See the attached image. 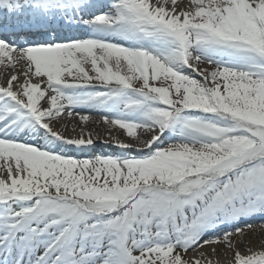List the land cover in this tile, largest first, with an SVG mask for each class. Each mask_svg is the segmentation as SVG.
Returning a JSON list of instances; mask_svg holds the SVG:
<instances>
[{
    "label": "snow or ice",
    "instance_id": "6c2138e0",
    "mask_svg": "<svg viewBox=\"0 0 264 264\" xmlns=\"http://www.w3.org/2000/svg\"><path fill=\"white\" fill-rule=\"evenodd\" d=\"M0 67V264H264V0H0Z\"/></svg>",
    "mask_w": 264,
    "mask_h": 264
},
{
    "label": "bare ground",
    "instance_id": "6f19581e",
    "mask_svg": "<svg viewBox=\"0 0 264 264\" xmlns=\"http://www.w3.org/2000/svg\"><path fill=\"white\" fill-rule=\"evenodd\" d=\"M179 2L181 3V6H183L184 4H187L188 0H179ZM10 74H11L10 72H5L4 69L0 67V83H4ZM80 114L81 115H85V114L91 115L93 119L96 121H99V117L101 115V113L99 112H92V113L81 112ZM61 121H65V122H59V125L57 126L58 127H60L61 125L66 126V127L60 128L61 131L66 130V133L70 131L73 132L74 128L76 131L78 128L83 127V125L79 121L78 116H76L75 114L72 117L65 116L64 119ZM105 127L106 126H104L102 123L93 124L90 122L88 127L84 129L88 130V132L89 130L97 131V133L94 132L95 134H93L94 136L98 134L101 137V140L97 142V148L102 149L104 152H107L108 150H110L111 152H115L117 151L116 148L105 146V144L103 143V141L107 140L108 138V136H106L107 134H105L107 132L105 131ZM63 133L64 135L68 136L65 132ZM85 133H87V131ZM111 135L117 136L120 139H122L121 138L122 136L124 137L122 133L117 132L115 130L112 131ZM251 223H253L254 227L252 230H248V234L243 239L245 243L252 246L253 248H259L262 244H264V227H261V225L264 224V221L257 219L255 221H252ZM254 242L259 243V245ZM238 246L241 249H243V245L238 244ZM201 251L205 252L213 260L214 264H229V261L231 260L230 254L227 253V250L224 248L223 245L218 246L217 253L215 255L212 254L210 247H206L202 249Z\"/></svg>",
    "mask_w": 264,
    "mask_h": 264
},
{
    "label": "rangeland",
    "instance_id": "374dc122",
    "mask_svg": "<svg viewBox=\"0 0 264 264\" xmlns=\"http://www.w3.org/2000/svg\"><path fill=\"white\" fill-rule=\"evenodd\" d=\"M61 122H65V121H61ZM80 130H81V128H78L76 131H70V132H68V133H66V130H62L63 132H65L68 136H75V135H77L79 132H80ZM84 131L86 132L87 131V133H88V130H85L84 129ZM89 132H92V134H95L94 132H96L97 133V131H94V130H89ZM87 133H85V134H87ZM105 134H107L106 136H109V133L108 132H106ZM98 135V134H97ZM94 136V135H93ZM122 139L123 138H125V137H121ZM101 151H103V150H100V151H97V152H95V153H99V152H101ZM106 153V152H105ZM108 153V152H107ZM109 153H112V152H109ZM254 243H256V244H258L259 245V243H257V242H254Z\"/></svg>",
    "mask_w": 264,
    "mask_h": 264
}]
</instances>
